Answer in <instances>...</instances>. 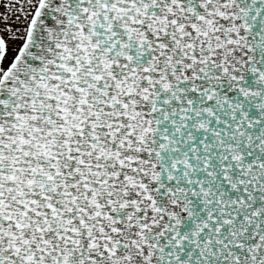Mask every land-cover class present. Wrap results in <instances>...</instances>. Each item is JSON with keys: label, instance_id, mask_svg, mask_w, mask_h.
I'll return each mask as SVG.
<instances>
[{"label": "snow or ice", "instance_id": "6c2138e0", "mask_svg": "<svg viewBox=\"0 0 264 264\" xmlns=\"http://www.w3.org/2000/svg\"><path fill=\"white\" fill-rule=\"evenodd\" d=\"M0 264H264V0H0Z\"/></svg>", "mask_w": 264, "mask_h": 264}]
</instances>
